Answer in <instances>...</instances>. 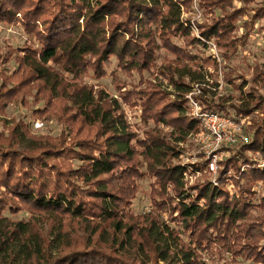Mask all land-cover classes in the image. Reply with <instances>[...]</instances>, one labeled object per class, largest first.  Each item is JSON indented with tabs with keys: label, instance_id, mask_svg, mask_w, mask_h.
Here are the masks:
<instances>
[{
	"label": "trees",
	"instance_id": "16d2710c",
	"mask_svg": "<svg viewBox=\"0 0 264 264\" xmlns=\"http://www.w3.org/2000/svg\"><path fill=\"white\" fill-rule=\"evenodd\" d=\"M197 7L201 22L187 17L193 0H0V23L21 22L29 38L0 55L16 65L3 75L0 115L18 103L33 120L62 125L56 137L37 136L26 119L0 120V264H264V195L255 199L264 185V96L256 91L264 69L255 66L246 91L230 66L264 8L239 37L248 12L233 0ZM162 50L172 57L159 63ZM114 64L139 78L125 85L112 73L122 103L142 110L135 127L118 99L82 79L102 80ZM217 75L238 97L219 96ZM190 94L203 111L232 108L253 119L215 183L202 164L204 181L187 189L190 167L178 163L177 144L202 130ZM142 123L154 127L141 132ZM144 177L154 180L159 214L134 216ZM25 209L34 213L28 222L8 216Z\"/></svg>",
	"mask_w": 264,
	"mask_h": 264
},
{
	"label": "rangeland",
	"instance_id": "374dc122",
	"mask_svg": "<svg viewBox=\"0 0 264 264\" xmlns=\"http://www.w3.org/2000/svg\"><path fill=\"white\" fill-rule=\"evenodd\" d=\"M194 3V13L191 15H188V18H193L199 22L203 21L204 16L200 9L197 7L199 4V0H193ZM233 7L236 9H243L244 11H247L248 13L240 16L239 18V29L236 31V35L241 37L245 33V23H250L253 21L252 15H254L255 10H259L264 8V0H233ZM253 27V30L251 32V35L248 39L247 44L244 47H241L238 52L234 54V56L231 59L230 66L236 70V75L242 76L244 75L245 79L248 81L249 85L246 88V91H249L252 87V81L254 77V68L255 66H260L264 69V17L259 18L254 23L251 24ZM28 37L25 34L24 28L22 23H15V24H7V23H0V55H4V58L6 56V52L9 50H12V48H18L20 46L25 45V43L28 42ZM10 47V48H9ZM207 53L214 54L215 57H217L219 62H222V56L221 53L217 51L216 47L214 45H210V49H208ZM166 51L162 50L159 54L158 62L161 63L164 58H171ZM15 64L13 62H4L0 61V87L3 83L4 77L3 75L13 73L15 69ZM108 75L102 79V80H96L93 75L88 74L85 75L82 79L89 85H98V87L105 89L109 94L113 95L115 99H118L120 102L121 107L123 108L124 112L127 115V118L131 125L139 124V118L142 115V110L140 107H129L128 105H125L122 103L121 99L119 98V94L117 91V88L115 87L114 77L112 76L113 71H116V77L119 79L121 84L129 85V83H137L139 78L138 76H134L132 78L127 77L122 71L117 69V65L114 64L112 68H108ZM148 77V75H147ZM214 81L219 84L218 88V94L219 96H226V97H238V92L233 89L230 85L225 82L221 75H217L214 77ZM155 82V80H154ZM159 82L163 85L162 88L167 87V82L163 81L162 79L159 80ZM259 86L257 93L258 95L264 96V88ZM167 89V88H166ZM127 90H130V88H127ZM168 91H172V88L169 87L167 89ZM194 95V94H193ZM198 95V94H195ZM234 106H239L240 103L237 100H234L232 103ZM188 111L191 112V107L189 103L187 104ZM227 114L236 115L235 110L232 108H228L226 110ZM33 112L24 108L21 104L18 103H12L10 104L4 115H0L1 121H7L8 123H15V120L20 119H26L28 123L31 125V130L33 135H46L51 137H56L60 134L62 130V125L56 120V119H50V120H43V119H37L33 120L32 118ZM240 116V115H238ZM247 117L246 122V134H248L247 130L251 124V121L253 119L252 116H244ZM12 123V125H13ZM11 125V124H10ZM11 125V126H12ZM154 127V124H141V132L148 131ZM165 133H170V128H162ZM0 131H3V127L0 126ZM178 149L181 151L180 158L178 160V163L180 165H186L190 167L189 172L186 175V188L189 189L191 187H194L195 184H199V182H203L205 170L203 169L202 164L205 162L206 157L204 152H201V144L196 140L195 136H189L188 140H186L183 143L177 144ZM238 146L231 147L224 150V153L222 155V158L219 162L220 163L227 160L234 152H236ZM233 149V150H231ZM234 154V153H233ZM196 165V168L200 167L201 170H197L194 168ZM193 167V169H192ZM145 170V169H144ZM211 175V174H209ZM216 176L211 175L210 180L213 181V179ZM153 182L154 180L150 177H144L139 181V190L136 193V198L133 200L132 206L130 208V213L134 216H146L149 214H159V211L156 209L155 201L152 198V190H153ZM230 190L233 191V189L230 187ZM264 185L262 183H259L256 187V192L258 193L255 197L256 201L263 197L264 195ZM178 202V200H176ZM34 215V213L30 210H24L19 214L16 215H8L11 219L14 221H24L28 222L31 216ZM162 219H164L167 223L171 224L169 213H163L162 212ZM174 226V224H171ZM185 237V236H184ZM209 264H212L210 260H208Z\"/></svg>",
	"mask_w": 264,
	"mask_h": 264
},
{
	"label": "built area",
	"instance_id": "2783aa9c",
	"mask_svg": "<svg viewBox=\"0 0 264 264\" xmlns=\"http://www.w3.org/2000/svg\"><path fill=\"white\" fill-rule=\"evenodd\" d=\"M198 93L199 90L196 87L194 94ZM187 99L191 107L190 116L201 122L202 130L196 135V140L201 144V152L203 151L206 157L203 164L209 174L217 176L224 150L248 142L247 117L217 111H203L199 103L193 99L192 94L188 95Z\"/></svg>",
	"mask_w": 264,
	"mask_h": 264
}]
</instances>
